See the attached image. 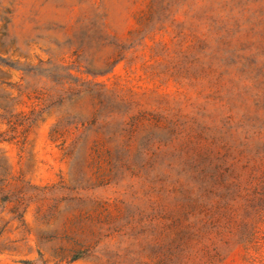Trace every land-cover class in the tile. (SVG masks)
Here are the masks:
<instances>
[{"label": "rangeland", "instance_id": "1", "mask_svg": "<svg viewBox=\"0 0 264 264\" xmlns=\"http://www.w3.org/2000/svg\"><path fill=\"white\" fill-rule=\"evenodd\" d=\"M0 264H264V0H0Z\"/></svg>", "mask_w": 264, "mask_h": 264}]
</instances>
